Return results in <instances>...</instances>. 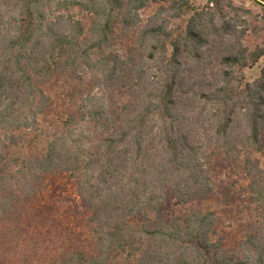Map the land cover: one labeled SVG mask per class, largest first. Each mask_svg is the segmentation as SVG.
I'll return each mask as SVG.
<instances>
[{
  "label": "trees",
  "instance_id": "1",
  "mask_svg": "<svg viewBox=\"0 0 264 264\" xmlns=\"http://www.w3.org/2000/svg\"><path fill=\"white\" fill-rule=\"evenodd\" d=\"M249 1L0 0V264H264Z\"/></svg>",
  "mask_w": 264,
  "mask_h": 264
},
{
  "label": "rangeland",
  "instance_id": "2",
  "mask_svg": "<svg viewBox=\"0 0 264 264\" xmlns=\"http://www.w3.org/2000/svg\"><path fill=\"white\" fill-rule=\"evenodd\" d=\"M193 2L199 6H204L205 4H207L208 2H210V0H193ZM235 2L237 3H246L248 6H250V1L249 0H235ZM150 12L146 13L149 14ZM256 42H259V44L263 45V41L262 39H259L258 41ZM254 39H251L248 41V43L253 46L255 43ZM264 65V58L256 65L254 66L252 69H249L246 71V74L248 76L249 79L253 80L255 79L256 77L259 76L260 74V70L261 68L263 67ZM262 161H263V166H264V155H262Z\"/></svg>",
  "mask_w": 264,
  "mask_h": 264
}]
</instances>
